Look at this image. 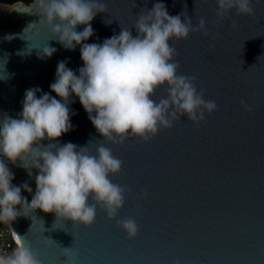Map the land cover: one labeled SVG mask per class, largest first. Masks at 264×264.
Segmentation results:
<instances>
[{"label":"water","instance_id":"water-1","mask_svg":"<svg viewBox=\"0 0 264 264\" xmlns=\"http://www.w3.org/2000/svg\"><path fill=\"white\" fill-rule=\"evenodd\" d=\"M100 2L107 10L96 14L94 35L82 43L102 44L121 28L136 36L138 16L158 2L170 16L184 12L193 26L203 17L209 35L190 33L174 47L179 74L195 76L197 90L203 88L205 100H214L218 111L206 113L198 126L182 117L147 143L133 137L123 145L105 143L123 162L121 172L110 179L132 189L117 219H135L139 232L134 239L99 207L89 227L56 221L54 213L36 209L11 223L20 243L42 264H63V248L70 247L78 253L77 264H264V0H252L253 16H237L233 10L223 23L216 22V0ZM33 3H0V119L4 114L19 118L29 89L39 88L38 97L48 93L60 99L50 88L58 62L66 61L77 75L83 67L79 45L65 49L36 25L40 17ZM233 22L239 26L235 30ZM214 33L219 37L213 39ZM47 44L56 52L40 59ZM166 95V88H160L153 99ZM73 100V130L58 143L88 145L95 154L102 137L78 97ZM41 143L47 146L48 141ZM5 162L14 174L13 185L27 183L32 189L31 194L21 192L30 203L38 171L25 168L28 159Z\"/></svg>","mask_w":264,"mask_h":264},{"label":"clouds","instance_id":"clouds-1","mask_svg":"<svg viewBox=\"0 0 264 264\" xmlns=\"http://www.w3.org/2000/svg\"><path fill=\"white\" fill-rule=\"evenodd\" d=\"M216 5L217 23H223L233 10L237 16L255 14L252 0H216ZM33 8L40 17L36 25L49 30L65 49L80 46L83 67L77 75L66 61L58 62L50 88L60 99L48 93L38 97L41 90L32 88L24 94L19 118L4 114L0 119V156L5 158L0 159V223L11 225L19 216L27 217L40 209L54 213L56 221L71 220L89 227L99 207L108 220H116L128 239H134L139 232L135 219H117L132 189L110 179L121 172L123 162L105 143L123 145L130 137L147 143L161 130H170L182 117L198 126L206 113L218 111L214 100H205V90H197L195 76L179 74L174 47L193 32L207 37L206 21L201 17L193 26L184 12L170 16L165 4L158 2L138 16L134 24L136 36L130 29L121 28L119 35L102 44H88L82 42L94 35L91 21L97 13L107 10L100 0H34ZM78 25L85 26L83 31L76 30ZM231 27L235 30L239 26L233 22ZM218 37L219 33H214L212 38ZM55 52L47 44L38 57L50 58ZM160 88H166L167 95L157 101L153 97ZM73 96L78 97L102 137L95 154L88 145L58 143L62 134L73 130L70 116L75 113L69 107L75 102ZM241 105L251 110L244 100ZM44 140L47 146L41 143ZM25 159L31 164L23 167L38 171L30 203L21 192L23 189L31 194L32 189L27 183L13 185L14 174L5 162L15 164ZM61 256L66 258L63 264H77L78 253L72 247L63 248ZM0 264L42 261L21 242L10 255L0 254Z\"/></svg>","mask_w":264,"mask_h":264},{"label":"built area","instance_id":"built-area-1","mask_svg":"<svg viewBox=\"0 0 264 264\" xmlns=\"http://www.w3.org/2000/svg\"><path fill=\"white\" fill-rule=\"evenodd\" d=\"M18 245L17 236L11 225L0 223V254L10 255Z\"/></svg>","mask_w":264,"mask_h":264},{"label":"trees","instance_id":"trees-1","mask_svg":"<svg viewBox=\"0 0 264 264\" xmlns=\"http://www.w3.org/2000/svg\"><path fill=\"white\" fill-rule=\"evenodd\" d=\"M17 2H23V3H26V4H31L34 2V0H0V3H6V4H15Z\"/></svg>","mask_w":264,"mask_h":264},{"label":"bare ground","instance_id":"bare-ground-1","mask_svg":"<svg viewBox=\"0 0 264 264\" xmlns=\"http://www.w3.org/2000/svg\"><path fill=\"white\" fill-rule=\"evenodd\" d=\"M17 241H18V244H20V241H19V239L17 238Z\"/></svg>","mask_w":264,"mask_h":264}]
</instances>
